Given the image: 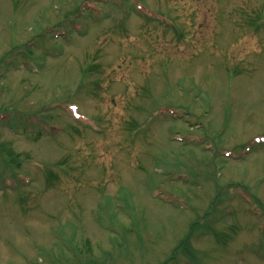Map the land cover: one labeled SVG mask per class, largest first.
Segmentation results:
<instances>
[{"label": "rangeland", "instance_id": "obj_1", "mask_svg": "<svg viewBox=\"0 0 264 264\" xmlns=\"http://www.w3.org/2000/svg\"><path fill=\"white\" fill-rule=\"evenodd\" d=\"M7 108L0 264H264V0H0Z\"/></svg>", "mask_w": 264, "mask_h": 264}, {"label": "trees", "instance_id": "obj_2", "mask_svg": "<svg viewBox=\"0 0 264 264\" xmlns=\"http://www.w3.org/2000/svg\"><path fill=\"white\" fill-rule=\"evenodd\" d=\"M231 185H234V184H231ZM238 185V184H237ZM256 197V196H255ZM257 198V197H256ZM257 200L259 201V199L257 198ZM189 241H190V237L189 238H186L181 244H179V246L176 248V251L179 249V248H181V247H183L186 243H189Z\"/></svg>", "mask_w": 264, "mask_h": 264}]
</instances>
